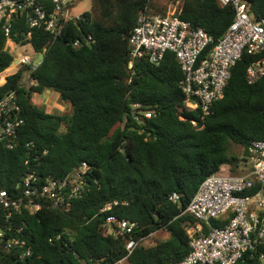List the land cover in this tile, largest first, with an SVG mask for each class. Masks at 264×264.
Masks as SVG:
<instances>
[{"label": "trees", "instance_id": "obj_1", "mask_svg": "<svg viewBox=\"0 0 264 264\" xmlns=\"http://www.w3.org/2000/svg\"><path fill=\"white\" fill-rule=\"evenodd\" d=\"M244 2L253 18L264 12V0ZM143 10L166 14L152 0H91V9L78 22H68L61 34L53 35L42 26L31 28L20 13L11 28L15 46L44 52L30 87L20 84L21 69L3 76L14 54L6 48L0 25V97L15 91L24 118L19 145L11 149L0 141V188L21 195L29 141L47 150L32 161L43 178H62L82 161L91 165L90 189L69 208L54 209L45 201L34 213L24 212L33 255L15 262L3 253L6 264H177L191 250L188 229L198 219L185 209L201 182L225 164L236 172L239 157L229 155L227 141L247 157L251 141L264 139V76L254 83L246 77L256 56L243 53L231 69L224 96L203 117L200 109L185 105L184 73L174 52H166L159 64L139 58L129 67V37ZM178 14L215 41L231 25L234 9L219 0H182ZM89 35V43L73 45ZM47 90L70 101L72 112L54 113L35 103L33 94ZM258 189L256 183L243 194ZM173 192L179 194L176 202L170 199ZM108 215L137 222L132 235L140 243L122 262L131 234L120 231L118 222L107 223ZM160 230L168 237L144 244ZM58 233L67 244L49 240ZM263 253L264 244L235 264H264Z\"/></svg>", "mask_w": 264, "mask_h": 264}, {"label": "built area", "instance_id": "obj_2", "mask_svg": "<svg viewBox=\"0 0 264 264\" xmlns=\"http://www.w3.org/2000/svg\"><path fill=\"white\" fill-rule=\"evenodd\" d=\"M223 5L234 9V18L217 44L208 46L213 38L201 26H196L179 14L181 1L172 4L166 14L140 12L133 32L129 37L132 68L134 59L145 58L159 64L166 52L176 54L183 70L181 89L185 95V105L200 109L202 116L207 115L213 103L224 96L225 87L231 77V69L244 52L255 55L246 70L250 83L264 76V12L259 18H253L247 10L244 0H219ZM50 2V3H49ZM74 0H0V25L7 35L6 48L14 54L10 67L14 70L3 76L22 70L20 84L30 87L36 83L33 71L39 52L16 53L17 47L11 38L12 22L20 13H25L28 25L44 27L53 35L61 34L68 22H78L81 14L73 13ZM27 34H30L28 32ZM89 35L73 41L74 46L89 43ZM16 59V62L14 60ZM9 67V68H10ZM22 107L15 91L0 97V141L7 148L20 144V129L24 124ZM151 117L152 112H146ZM196 124L195 121H193ZM30 149V158L25 160L26 172L19 184L21 195L16 196L0 188V256L10 254L13 261L25 262L33 255V246L29 233L25 231V211L34 213L45 201L54 209L69 208L73 201L84 196L91 185V165L82 161L73 171L62 178H43L34 167L47 150L33 142L25 143ZM249 162L253 170L242 173L219 174L215 172L206 177L198 187L185 211H188L198 223L188 229L191 237V250L177 264H235L243 255L264 244V139L252 140L248 147ZM259 184L253 194H243ZM170 199L179 200V194L173 192ZM107 205L103 210L111 208ZM221 219L220 226L212 223ZM107 223L118 222V228L131 234L126 245L125 260L139 245L132 233L137 222L119 219L108 215ZM50 241L63 239V233L49 238ZM264 261V253L261 255ZM0 264H6L0 257Z\"/></svg>", "mask_w": 264, "mask_h": 264}, {"label": "rangeland", "instance_id": "obj_3", "mask_svg": "<svg viewBox=\"0 0 264 264\" xmlns=\"http://www.w3.org/2000/svg\"><path fill=\"white\" fill-rule=\"evenodd\" d=\"M75 2L73 4V13L74 14H81L85 11H89L91 9V0H74ZM177 1L182 0H152L153 6L160 8L164 7L166 10V13L169 11V7L172 4H175ZM33 49L30 45H23V46H17V54L18 53H32ZM14 70V68L10 67L6 73H10ZM33 100L38 105L43 106L46 110L54 113H61V114H70L72 112L73 106L72 103L68 100H63L59 93L53 90H48L47 93L39 94L34 93L33 94ZM227 145L229 148V155L237 154L239 157L238 160V166L236 169V173H242L245 170H250L252 163L249 162V159L245 157V155L239 151L240 147L236 144H234L231 140L227 141ZM232 166L230 164H225L221 168L220 171H218L219 174H230ZM168 237V232L164 230L157 231L147 237L144 240L145 245H152L156 243L159 240L165 239Z\"/></svg>", "mask_w": 264, "mask_h": 264}, {"label": "water", "instance_id": "obj_4", "mask_svg": "<svg viewBox=\"0 0 264 264\" xmlns=\"http://www.w3.org/2000/svg\"><path fill=\"white\" fill-rule=\"evenodd\" d=\"M217 44V40H215L212 44V46ZM44 59V52L39 53V55L36 57L35 59V63H40L42 60ZM14 62H16V59L14 60ZM251 170H253V167L251 168ZM136 230H138V228H136ZM107 264V263H104Z\"/></svg>", "mask_w": 264, "mask_h": 264}, {"label": "crops", "instance_id": "obj_5", "mask_svg": "<svg viewBox=\"0 0 264 264\" xmlns=\"http://www.w3.org/2000/svg\"><path fill=\"white\" fill-rule=\"evenodd\" d=\"M75 4H73V7H74ZM48 91V90H47ZM47 91H45L44 93H47Z\"/></svg>", "mask_w": 264, "mask_h": 264}]
</instances>
